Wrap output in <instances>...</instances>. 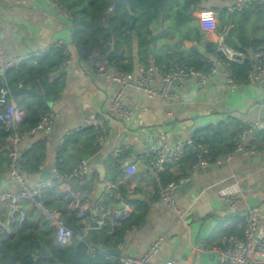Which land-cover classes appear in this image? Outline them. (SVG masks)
Instances as JSON below:
<instances>
[{
    "label": "crops",
    "instance_id": "obj_1",
    "mask_svg": "<svg viewBox=\"0 0 264 264\" xmlns=\"http://www.w3.org/2000/svg\"><path fill=\"white\" fill-rule=\"evenodd\" d=\"M233 2L234 0H200L199 10L194 14L195 20L206 42L213 44V35L208 36L203 30L205 20L211 18L213 22L215 21L218 33L224 28L227 29L225 40L229 46L238 50L243 49L240 42L242 39L250 43L245 52H254L264 44V13L251 14L247 19L242 13L232 15L234 23L243 26L241 34L232 22L220 31L214 9L229 11V6ZM112 15L110 11L105 18L108 19ZM231 28L236 29V34L227 39ZM0 35L7 56L37 52L51 47L58 41L63 42L68 57L63 69L66 74V87L54 103L48 104L49 111L56 115L57 121L50 131L33 133L24 139L22 153L36 142H44L46 156L40 171L26 176V179L30 186H37L43 181L42 173L51 172L55 165L58 167L59 162L62 164V172L69 174L75 162L84 156V153L98 146L99 151L85 159L91 162L92 173L96 171L101 180L95 181L93 187L84 192L90 196L89 204L103 208L115 206L118 210L130 207L132 209L130 219L135 218L137 210L139 212V209L144 207L148 210L144 222L139 225L132 224L128 219L113 232L108 229L102 231H106L110 237L114 233L122 234V242L110 247L118 249L121 257H141L154 241L163 237L162 248L155 258L156 263L164 264L169 260H179L192 264H218L219 250L225 249L233 237L243 236L245 230L243 216L246 210L258 207L264 216V91L260 85L246 82L236 89H230L223 84L222 78L210 82L205 87H198L194 81H187L177 85L178 99L168 103L160 99H147L140 92L129 89L124 93L123 101L133 111L131 119L129 121L106 119V136L103 143L98 142L94 132L96 142L91 148L87 146V139L82 136L78 142L69 143L71 137L78 138L82 131L77 135H70V132L78 128L89 115L107 114L110 107L109 98L119 87L95 73L92 55L87 56L75 41L71 20L56 17L48 8L46 0H0ZM151 41H154V37ZM177 43L178 38L173 36L166 41V45L171 47L169 50H166L167 46L161 41L150 49V53L170 54L171 50L188 51L197 46L196 41L184 42L180 46H176ZM197 47L198 50L203 49L200 51L201 54L205 53L203 46ZM121 53L125 58L123 63L126 65L130 63L132 66L130 73H136L141 61L138 56V43L134 37L130 46H122ZM111 54L112 52L107 56ZM206 58L208 62L213 61L215 55H207ZM250 63L252 65V62ZM112 68L109 66V69ZM36 94H22L16 97L17 100L12 97L17 104L25 100L35 105L37 101L27 96ZM168 114L171 116L167 117ZM257 121L262 122L263 128L257 130L255 136L253 132L244 142L246 148L255 147L256 153L239 155L227 161L226 156L236 147L237 135ZM2 130L4 129L0 132ZM162 133L167 135L169 144L186 140L190 135L200 139L206 133L218 135L214 138L221 149L214 152L213 165L203 169L194 168L195 157L187 154L183 160L170 166L161 175L164 184L180 183L176 201L182 218L168 208L152 207L158 198L157 181L141 156L160 143ZM63 149L65 158L59 161V154ZM116 149L123 150L122 159L126 163L136 165L137 171L133 176L124 172L125 163L122 166L113 157ZM3 150L4 146L0 147V152ZM111 159L120 165L123 172L117 183H111L106 178V175H113L112 169L108 166ZM91 175L86 181L90 180ZM78 184L75 183L69 188H59L57 200L64 198L67 190L81 192L78 191ZM14 189L7 171L1 178L0 190ZM240 192L245 195L243 203L236 211H228L221 201V195L224 193L239 195ZM5 216L7 219V213ZM6 219L0 224L4 225ZM13 226L21 227L17 224L11 225L9 233L3 228L0 230L9 235ZM102 232L97 234L100 235ZM200 243L205 244L204 252L196 251Z\"/></svg>",
    "mask_w": 264,
    "mask_h": 264
},
{
    "label": "built area",
    "instance_id": "obj_2",
    "mask_svg": "<svg viewBox=\"0 0 264 264\" xmlns=\"http://www.w3.org/2000/svg\"><path fill=\"white\" fill-rule=\"evenodd\" d=\"M46 4L56 17L72 20L67 9L56 0H46ZM243 12L264 13V2L234 0L229 6L231 15H238ZM203 30L208 36L213 35L212 43L215 47V60H209L211 66L207 71H199L175 61H171L165 68L153 61H147L138 65L136 73H129L117 67L109 69L107 60L103 55L98 52L93 54L92 60L95 73L100 78L117 85L119 89L109 98L110 107L107 114L89 115L78 128L70 132V135H76L85 129L93 128L98 142L102 144L106 136V119L117 118L129 121L133 115V111L123 101L124 93L129 89L140 92L147 99H160L164 103L175 102L178 99L177 85L187 81H194L198 87H205L210 82L222 78L226 87L236 89L241 83L234 74L233 65H244L247 62H252V68L247 75V83L258 84L264 91V44L251 53L235 49L226 43L227 29L224 28L221 33H218L215 21L213 22L211 18L205 20ZM53 48L65 49L63 42L58 41L51 47L37 52L7 56L0 35V77L4 78L9 71L18 68L26 61L35 60ZM170 116V114L167 115V117ZM24 118L25 112L13 100L10 90L6 87L0 88V130L4 129L9 133L4 150L9 160L8 172L15 187L13 191L0 190V203L5 204L7 212L6 223L4 225L0 224V228L9 233L11 225L21 226L26 218L23 204L31 202L40 216L54 229L57 244L62 248H67L73 240L85 242L93 233H100L105 229L113 232L131 217L132 209L130 207L122 210H118L115 206L93 207L88 202L90 196L87 193L67 190L63 200L67 204L70 213L79 223V230L76 233L67 227L62 219L61 212L50 209L45 205L43 202L44 193L48 189L69 188L76 182L87 180L92 173L91 162L89 160L81 161L69 174L60 173L55 165L51 171V176L47 180L40 182L35 187L30 186L22 170L24 139L33 133L50 131L55 125L57 117L51 111H43L40 114L38 124L31 131L21 133L18 128L24 122ZM262 128V122L257 121L237 135L235 139L236 147L233 152L226 156V160L230 161L239 155L247 156L256 153L255 147L246 148L244 142L252 136L255 130H261ZM210 153V147L194 135H190L186 140L178 141L175 144H169L167 135L162 133L160 143L141 156L157 181L158 198L153 202L152 207L168 208L182 218L176 201V192L180 183L170 182L164 184L161 181V175L170 166L183 160L187 154H192L195 157L194 168H207L213 165ZM123 154V150L116 149L113 157L122 166L125 163L124 172L129 176H133L137 171L136 165L126 163L122 159ZM244 199L245 195L242 192L239 195L228 193L221 195L222 203L230 212L236 211ZM243 220L245 223L243 236L233 237L229 240L225 249L219 250L220 260L218 264H264V216L261 215L258 207H250L246 210ZM163 241L164 238L159 237L141 257L106 255V259L117 264H159L155 262V258L160 253ZM196 251L204 252L205 244L200 243ZM89 252L94 254L98 251L95 247L91 248ZM164 264L192 263L169 260Z\"/></svg>",
    "mask_w": 264,
    "mask_h": 264
},
{
    "label": "trees",
    "instance_id": "obj_3",
    "mask_svg": "<svg viewBox=\"0 0 264 264\" xmlns=\"http://www.w3.org/2000/svg\"><path fill=\"white\" fill-rule=\"evenodd\" d=\"M64 6L71 16V23L74 29V38L77 45L91 56L98 52L105 58L112 52L107 64L110 67L121 68L126 72H131L132 66L123 63L122 46H130L133 37L138 43V56L141 62L153 61L163 67L168 66L171 61L182 65L193 67L199 71H207L210 63L206 56L214 55L213 44L203 39V32L196 22L194 14L200 7V0H127V5L116 4L117 0H56ZM113 8V15L108 19L106 14ZM217 16L218 28L220 31L231 22L237 26L239 34L243 32L242 24H236L232 15L227 9H214ZM262 15L263 13L243 12L247 19L249 15ZM136 17L134 29H131L132 18ZM231 28L227 34V39L236 34V29ZM111 30V32H110ZM173 36L178 38L176 46L184 42L196 41L197 46H203L205 53L201 54L198 47H192L188 51H172L170 54L155 52L150 53V49L158 42L166 41ZM154 41L152 42V38ZM230 42V41H228ZM240 42L244 50L250 47L249 41ZM231 43V42H230ZM166 50L171 48L166 45ZM68 60L66 52L61 48H53L42 54L33 61H26L18 68L9 71L4 78L0 77V88L6 87L10 92L19 89L35 91V96L29 95L37 101L35 105L23 100L18 102V106L24 110V122L19 126L21 133L31 131L39 122L40 114L49 111V103H54L63 93L66 87V74L63 69ZM252 65L247 62L244 65H233L234 74L240 83L247 82V75ZM45 97V101L42 99ZM14 100H17L14 99ZM77 135V134H76ZM9 133L2 130L0 132V147L5 146ZM80 136L88 141L87 146L91 147L96 142L94 129L83 130L78 138L71 137L70 142H78ZM217 134L212 136L209 133L203 134V141L210 147L211 161H215L214 152L221 148L216 143ZM235 149V147H234ZM232 149L231 151H233ZM99 151V147L88 153H84L75 162L73 169L83 160L94 156ZM45 144L36 142L22 153V170L25 176L36 174L40 171L42 163L45 161ZM64 159V149L59 154V161ZM66 160V159H65ZM108 166L112 169L113 175L107 176L111 183H117L123 176L122 169L115 160L111 159ZM72 169V170H73ZM58 170L62 172V164L58 163ZM71 170V171H72ZM9 171V160L6 151L0 152V181L2 176ZM95 181H101L99 174L94 171L90 180L76 182L79 183L78 191L88 192ZM170 182H165L168 184ZM123 196L125 194L123 193ZM58 188L48 189L43 196V202L50 209L61 212L62 219L67 227L74 232H78L79 223L70 213L67 204L61 197L57 200ZM133 202V201H132ZM4 205V206H3ZM5 204L0 203V222H5ZM26 218L21 227H11L8 235L0 230V264H117L106 259V255L101 252L90 253L91 248L102 246L110 248L122 242V234L114 233L112 237L104 231L102 234L93 233L88 242L73 240L67 248L57 245L55 231L40 216L39 212L31 202L24 205ZM147 208L137 210L132 224L139 225L144 222L147 215ZM129 222V221H128ZM233 237V236H232ZM242 237V236H235Z\"/></svg>",
    "mask_w": 264,
    "mask_h": 264
},
{
    "label": "water",
    "instance_id": "obj_4",
    "mask_svg": "<svg viewBox=\"0 0 264 264\" xmlns=\"http://www.w3.org/2000/svg\"><path fill=\"white\" fill-rule=\"evenodd\" d=\"M116 4H122V5H127V0H117ZM111 13H113V8H111ZM135 22H136V17H133L132 18V24H131V29H134V26H135ZM111 32V30H110ZM199 51H203L202 48H199ZM110 55L107 56V60L109 59ZM22 94H36V92L34 91H30V90H26V89H19L15 92H12V96L14 98L18 97L19 95H22ZM43 99L45 100V98L43 97ZM256 133H258L257 130L254 131V136L256 135ZM97 158H95L96 160ZM51 176V172H43L42 173V180L45 181L47 180L49 177ZM36 199V198H35ZM88 242V240H87ZM97 251L98 252H101L103 253L104 255H107V256H115V257H119L120 256V251L118 249H111V248H108V249H104L102 250L101 247L97 246L96 247Z\"/></svg>",
    "mask_w": 264,
    "mask_h": 264
}]
</instances>
